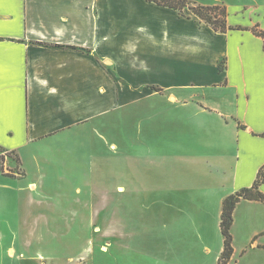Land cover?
<instances>
[{"label": "crops", "instance_id": "crops-1", "mask_svg": "<svg viewBox=\"0 0 264 264\" xmlns=\"http://www.w3.org/2000/svg\"><path fill=\"white\" fill-rule=\"evenodd\" d=\"M190 1L225 5L230 26L264 30L261 0L235 8L229 0ZM259 87L264 40L249 30L216 32L189 9L147 0H0V247L40 218L50 190L76 208L78 234L89 238L85 224L113 221L122 237L127 200L145 206L149 192L160 191V158L182 160L188 180L177 184L176 176L172 186L169 178L168 190L162 183V202L167 192L189 191L191 200L203 193L220 223L223 201L251 187L264 166ZM216 88L231 94L211 102ZM64 190L77 199L65 201ZM243 205L264 206L241 201L231 231Z\"/></svg>", "mask_w": 264, "mask_h": 264}, {"label": "rangeland", "instance_id": "rangeland-1", "mask_svg": "<svg viewBox=\"0 0 264 264\" xmlns=\"http://www.w3.org/2000/svg\"><path fill=\"white\" fill-rule=\"evenodd\" d=\"M229 2L234 8L240 4V0ZM254 11V8L250 9L251 13ZM238 18L243 24L251 22L249 17H235L233 14L234 20ZM254 47L252 40L246 42L247 49L254 50ZM221 65L225 67V62ZM219 78L218 75L214 76L217 81ZM259 88L261 96L257 104L264 108V87ZM219 89L211 92L207 99L217 102L225 95L231 94L226 92L225 88ZM240 114L246 119H251L247 108H241ZM261 123H257L260 128L264 127ZM164 159H159L155 170L159 174L160 191L163 189L162 183L166 187L165 190L171 189L168 185L169 178L172 186L176 176L179 180L177 184H182L180 179L188 181L184 180L187 177L182 160H170L168 163V159ZM174 161L176 164L181 163L180 168L175 170L177 175L173 172ZM147 173L150 175V172ZM160 191L149 192L152 200L148 205L144 204L145 206H142V202L127 200L122 237L120 223L112 221L85 224V227L92 230L91 236L86 238L78 234L77 227L82 224L72 217L76 209L72 202L60 204L56 200L59 192L50 190L48 193L53 194V199L47 203L45 201L44 207L38 209L40 218L24 223V233L15 243L10 239L7 240L5 248L0 247V264H86L84 257L89 264H218L224 238L217 219L216 206L213 207L203 193H199L197 200H191L189 191L167 192L169 198L162 202ZM162 191L164 192V189ZM87 192H81L80 198L87 199ZM61 193L64 194V200L78 197L73 190H64ZM108 196L112 203L118 202L119 190H111ZM201 211H206L207 214L202 217ZM263 233L264 206L243 205L237 224L231 231L234 254L228 264H264ZM89 241L93 242L92 250L88 254L83 253L89 246ZM11 245L17 247V252L14 253L13 250V256L8 250ZM22 253L23 256H20ZM40 255L44 259L40 260Z\"/></svg>", "mask_w": 264, "mask_h": 264}, {"label": "trees", "instance_id": "trees-1", "mask_svg": "<svg viewBox=\"0 0 264 264\" xmlns=\"http://www.w3.org/2000/svg\"><path fill=\"white\" fill-rule=\"evenodd\" d=\"M160 6L169 7L184 13L189 9L202 22L211 26L216 32L225 33L229 30H249L255 36L264 40V30L256 25L252 28L232 27L228 24V9L225 5L204 6L191 2L190 0H147ZM224 67L220 65L222 70ZM264 136V134L262 135ZM264 184V166L258 172L257 179L249 188H244L223 201L220 229L224 238L223 250L220 254L218 264H228L234 254L233 237L231 229L234 223V211L237 205L243 201H256L264 204V192L261 186ZM264 234V233H263Z\"/></svg>", "mask_w": 264, "mask_h": 264}, {"label": "bare ground", "instance_id": "bare-ground-1", "mask_svg": "<svg viewBox=\"0 0 264 264\" xmlns=\"http://www.w3.org/2000/svg\"><path fill=\"white\" fill-rule=\"evenodd\" d=\"M104 251H106V248H104ZM11 253H13V252H11Z\"/></svg>", "mask_w": 264, "mask_h": 264}]
</instances>
